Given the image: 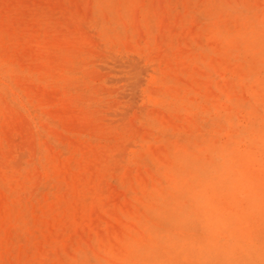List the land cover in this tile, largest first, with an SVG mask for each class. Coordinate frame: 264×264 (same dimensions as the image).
Listing matches in <instances>:
<instances>
[{
    "label": "rangeland",
    "instance_id": "374dc122",
    "mask_svg": "<svg viewBox=\"0 0 264 264\" xmlns=\"http://www.w3.org/2000/svg\"><path fill=\"white\" fill-rule=\"evenodd\" d=\"M262 140L264 0H0V264H264Z\"/></svg>",
    "mask_w": 264,
    "mask_h": 264
},
{
    "label": "bare ground",
    "instance_id": "6f19581e",
    "mask_svg": "<svg viewBox=\"0 0 264 264\" xmlns=\"http://www.w3.org/2000/svg\"><path fill=\"white\" fill-rule=\"evenodd\" d=\"M160 99V98H159ZM213 117V116H212ZM235 119V118H234ZM239 127V126H238ZM162 132V131H161ZM237 135V134H236ZM235 136V135H234ZM258 136V135H257ZM247 140V139H246ZM263 141V140H262ZM264 142V141H263ZM251 145V144H250ZM264 145V144H263ZM242 147H244V146H242ZM42 154V153H41ZM47 156V155H46ZM259 157V156H258ZM43 158V157H42ZM219 158V157H218ZM214 171V170H213ZM44 176H45V174H44ZM47 180V179H46ZM249 182V181H248ZM232 186V185H231ZM213 189V188H212ZM208 190V189H207ZM52 195V194H51ZM213 210V209H212ZM261 243V242H260ZM240 244V243H239ZM251 244V243H250ZM195 245H197V244H195ZM242 245V244H241ZM264 245V244H263ZM199 247V246H198ZM201 247V246H200ZM209 247V246H208ZM229 248V247H228ZM185 250V249H184ZM189 252V251H188ZM197 252V251H196ZM185 254H187V253H185ZM199 257V256H198ZM197 257V258H198ZM232 257H233V255H232ZM172 260V259H171ZM238 260V259H237ZM192 261V260H191ZM240 261V260H239ZM202 262V261H201ZM153 263V262H152ZM157 263V262H156ZM194 263V262H193ZM222 263V262H221ZM190 264V263H189ZM223 264V263H222ZM236 264V263H235Z\"/></svg>",
    "mask_w": 264,
    "mask_h": 264
}]
</instances>
